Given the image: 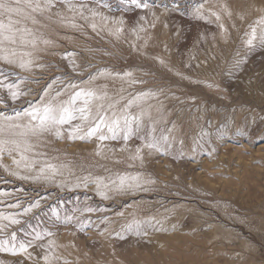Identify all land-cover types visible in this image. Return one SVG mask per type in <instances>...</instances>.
I'll use <instances>...</instances> for the list:
<instances>
[{
    "label": "rangeland",
    "instance_id": "374dc122",
    "mask_svg": "<svg viewBox=\"0 0 264 264\" xmlns=\"http://www.w3.org/2000/svg\"><path fill=\"white\" fill-rule=\"evenodd\" d=\"M140 2L149 7L137 8L130 0H72L71 11L56 2V12L31 13L36 23L25 18L29 10L23 5L24 15H13L16 27L31 31L27 40L35 38V45L6 44L0 53L13 61L0 59V80L25 93L13 102L0 87V139H27L33 145L27 155L39 154L58 171L37 182L17 179L9 171L36 176L38 168L17 169L4 153L2 164L9 171L0 167V216L21 222L0 219V241L10 246L15 233L17 246L41 244L63 232L74 246L53 252L50 245L55 260L50 264H264V43L259 39L264 0ZM78 5L84 13L76 12ZM161 8L164 18L155 14ZM105 13L123 16L126 25L107 23ZM253 28L257 39L249 46ZM28 61L27 69L19 67ZM207 66L213 72L204 75L199 70ZM81 90L100 97L91 101L93 118L120 119L116 139L105 127L101 133L107 139L100 140L101 133L81 139L92 121L70 136L82 123L78 119L59 126V139L54 132L20 137L16 133L23 129L8 125H26L30 118L4 119L44 103L67 102ZM140 100L164 105L161 116L152 128L146 122L150 112L128 132L123 115L147 113L136 105ZM82 103L83 98L76 106ZM108 145L110 154L104 152ZM130 146L134 150L125 152ZM119 177H128L132 187L116 190L112 182L118 184ZM35 200L39 207L16 215ZM179 215L185 219L158 230V221ZM37 234L42 238L35 239ZM149 235H161L155 257L141 251ZM10 256L0 251V262L32 264L19 255L9 262ZM40 256L34 260L41 263Z\"/></svg>",
    "mask_w": 264,
    "mask_h": 264
},
{
    "label": "snow or ice",
    "instance_id": "6c2138e0",
    "mask_svg": "<svg viewBox=\"0 0 264 264\" xmlns=\"http://www.w3.org/2000/svg\"><path fill=\"white\" fill-rule=\"evenodd\" d=\"M60 2L69 6V10H71L72 0H14V4L17 6H13L12 0H0V13H8L10 15H17L21 16L24 15L23 8L19 7V5H23L24 8L29 10V14L25 17L26 19H31L33 23H36V19L31 13H40L42 14L46 10H51L55 7V3ZM123 2V0H122ZM130 2L135 5L137 8H148L149 5L146 2H140V0H130ZM83 7V5H81ZM217 19L219 17L217 16ZM18 22H14L12 19H9L8 23L5 24L0 21V53L5 52L6 48L5 45H14L18 42L21 44L31 42L35 45V38L31 41L27 40V36H31L32 33L27 28H20L16 27L15 25ZM264 23V21H261ZM75 27V25H73ZM93 27H95L93 25ZM257 39L256 29L253 28L251 31L250 38L247 41L249 46H252L253 42ZM260 42L264 43V35L259 37ZM47 43V41H45ZM12 55H15L13 52ZM0 59H3L6 63H13L8 56H0ZM21 62L19 67L22 69H27L28 64ZM0 87L6 88L8 95L15 102L20 96L25 95V93L19 90V86L15 83H5L3 80H0ZM73 87H75L73 85ZM62 93L58 92L56 95L59 96ZM83 98L82 106L77 107L76 103L78 100ZM94 92L92 91H78L70 98L67 102H59V103H44L42 105H38L32 108L25 110L24 112H17L15 117H4L5 120L12 121L14 119H21L22 117L26 116L29 117L30 120L28 124L21 125V124H9V128H16V129H23L22 131L16 133L20 137H28L29 135L32 136H39L44 134L45 132H54L56 137L59 139L62 136V133L59 131V126L70 124L73 120H80L82 123L80 125H76L70 131V136H75L77 133H80L83 127V124L92 121L89 124L87 131L85 132L84 136H80L81 139H84L85 136L92 137L96 136L98 133H101V128H107L109 133H112V139H116V133L118 130H121V121L119 118H114L109 121L105 115H97L96 118L92 117V110H91V101L95 99H99ZM2 103V100H0ZM136 120L135 117L132 120H129L126 116L123 118V125L124 128L127 129L128 132L131 131V124ZM4 132V127L0 125V134ZM105 135L102 133L99 135L100 140L107 139ZM125 140L128 139V135L126 134L124 137ZM167 140V137L164 138ZM154 144H148V147H154ZM33 148V145L27 140L24 139L22 141L17 140H4L0 139V167H4L5 171H9L7 166L2 164V160L4 157V153L6 152L9 157L12 158V163L15 165L17 169H24L26 171H31L32 169L38 168V175L36 176H29L27 174L21 175L17 171H9L10 175L15 176L17 179L21 180H33L34 182L40 180H47L49 179V173L55 175L58 169L55 165L47 162L41 161L38 157L39 154H36L37 158H31L27 155ZM15 153V155H13ZM18 157V158H17ZM86 179V178H85ZM119 183L116 184L115 181L112 183L116 185V190L123 191L126 187H132L131 184H127L129 180L128 177H119ZM132 180H136L137 178L133 177ZM101 181H97V188L100 189ZM87 186V185H85ZM105 188L108 185H104ZM3 193H0L2 195ZM103 198H107L106 194L103 192L99 193ZM12 207H19V204L12 205ZM39 207V201L32 202L27 208L23 209L21 213L16 215H26L27 213L31 212L33 208ZM88 211H92L88 209ZM54 215L58 214L53 213ZM0 219L8 220L10 224H18L21 221L16 219L14 216H0ZM131 228V226H129ZM42 237L37 234L35 239H41ZM12 243L10 246L5 247L8 245V241H0V251H8L12 255L23 254L27 252L28 245L23 242L19 243L17 247L15 244L16 235L15 233L11 236ZM47 260V257H45Z\"/></svg>",
    "mask_w": 264,
    "mask_h": 264
},
{
    "label": "bare ground",
    "instance_id": "6f19581e",
    "mask_svg": "<svg viewBox=\"0 0 264 264\" xmlns=\"http://www.w3.org/2000/svg\"><path fill=\"white\" fill-rule=\"evenodd\" d=\"M223 1V0H222ZM41 2H42V0H41ZM86 4V3H85ZM84 6V5H83ZM92 6V5H91ZM91 6L89 7V8H91ZM60 7V6H59ZM93 8H95V6L93 7ZM61 9H62V7H61ZM61 9H60V11H61ZM52 10H53V8H52ZM65 10V9H64ZM96 10H99V9H96ZM59 11V12H60ZM72 11V10H71ZM78 11V13L79 14H81V13H84L85 11H84V9L82 8V7H80V5H78V7H77V10H76V12ZM93 11V10H92ZM102 11V10H101ZM156 11V10H155ZM52 12H56V11H52ZM96 12V11H95ZM94 12V13H95ZM63 13V12H62ZM88 13V12H87ZM94 13H90L91 14V16H92V14H94ZM97 14H98V12H96ZM161 14H159V13H155L158 17H160L161 16V18L163 17L164 18V16H165V13H166V10L165 9H162L161 8V12H160ZM164 14V15H163ZM100 15H101V13H100ZM105 15V16H104ZM107 14L105 13V14H103V17H104V19L106 20V22L107 23H113V25H116L118 28H123L125 25H126V19L123 17V16H117V17H112V16H109V15H107ZM124 15V14H123ZM199 15H200V13H199ZM214 15H215V18L217 19V16L219 17V15L217 14V13H214ZM87 16V15H86ZM154 16V15H153ZM152 16V14H151V17H153ZM204 16V15H203ZM4 17H7L8 18V21H9V19H12L14 22H16V20H15V18L13 17V15H10V14H8V13H0V21H2V19L4 18ZM94 17V16H93ZM102 17V16H101ZM80 18V17H79ZM150 18V17H149ZM167 18V17H166ZM201 18V17H200ZM140 19V18H139ZM199 19V18H198ZM95 20V19H94ZM149 20V19H148ZM202 20V19H201ZM22 21V20H21ZM158 22V21H157ZM170 22V21H169ZM19 24H20V22H19ZM22 24V23H21ZM161 23H159L158 25H160ZM150 25V24H149ZM157 25V23H156V26H158ZM165 25V24H164ZM167 25V24H166ZM163 26V25H162ZM113 27V26H112ZM150 27H152V24H151V26ZM114 28V27H113ZM152 28H154V27H152ZM161 28V27H160ZM229 28V27H228ZM116 29V28H115ZM157 29H159V28H157ZM237 29V28H236ZM262 29V28H261ZM124 30V29H123ZM164 30H165V28H164ZM223 30H224V28H223ZM230 30V29H229ZM159 31V30H158ZM161 31H162V29H161ZM167 31V30H166ZM263 32V31H262ZM162 33V32H161ZM159 35H160V33H159ZM166 35V34H165ZM221 35L223 36L224 35V31H222L221 32ZM167 37V36H166ZM157 38H159V37H157ZM157 40H159V39H157ZM163 40H164V38H163ZM156 44H159V43H156ZM163 45H164V43H163ZM151 47H154V46H151ZM169 47V46H168ZM163 48V47H162ZM165 48V47H164ZM158 49H160V48H158ZM166 49V48H165ZM168 49V48H167ZM164 50V49H163ZM160 51H162V50H160ZM165 51V50H164ZM163 52V51H162ZM190 55H192V54H190ZM173 56V55H172ZM170 57V56H169ZM191 57V56H190ZM201 57V56H200ZM210 57V56H209ZM216 58V57H215ZM202 59V58H201ZM208 59V58H207ZM213 59V58H212ZM173 61V60H172ZM206 61V60H205ZM207 65V64H206ZM215 67V66H214ZM198 69H200V68H198ZM215 69V68H214ZM197 70V69H196ZM202 74H208V73H210V72H213V69H212V67L211 66H207V67H205V68H203V69H200L199 70ZM199 74V73H198ZM114 84V83H113ZM150 97V96H149ZM95 103V102H94ZM98 103V102H97ZM138 107H141L142 109L141 110H143V109H147V113H144V115L142 114L141 116H133V115H130V117L128 118L129 120H132V118L133 117H135L136 118V120H134L133 122L134 123H137V125H139L142 121H144L146 118H148V113H150V112H152L153 114H152V118H149L146 122H151V127L153 128V126L155 125V123L156 122H154V118H158L159 119V117L161 116L160 114H159V108L160 107H164V105H160L159 103H156V102H152V101H146V100H140L137 104H136ZM128 107L129 106H127V105H122L121 106V110H122V112H128ZM3 108V107H2ZM5 108H7V107H5ZM116 109V108H115ZM147 115V116H146ZM156 115V116H155ZM123 116H129L128 114L127 115H123ZM80 122V121H79ZM78 123V122H77ZM81 124V123H80ZM141 135V134H140ZM107 148H106V151H104V152H108L109 154L113 151V149L111 148L112 146L111 145H108V146H106ZM132 146H130V147H125L126 149H125V152L126 151H133V150H131L132 148H131ZM142 148V145H140V146H138L137 147V151L138 150H140ZM15 181V180H14ZM11 185V184H10ZM1 186V185H0ZM7 186V185H6ZM34 187V186H33ZM41 187V186H40ZM42 188V187H41ZM40 189V188H39ZM138 190V189H137ZM41 191V190H40ZM31 193V192H30ZM11 194V193H10ZM145 194V193H144ZM15 195V194H14ZM142 195V194H141ZM148 195V194H147ZM12 197V196H11ZM132 196H130V198H131ZM15 198V197H14ZM39 198V197H38ZM49 198V197H48ZM36 199V198H35ZM126 199V198H125ZM20 200V199H19ZM30 200V199H29ZM36 201V200H35ZM45 201V200H44ZM54 201V200H53ZM28 203V202H27ZM62 203V202H61ZM7 204V203H6ZM42 204H43V201H42ZM41 204V205H42ZM64 204V203H63ZM27 205V204H26ZM38 210V209H37ZM36 211V210H35ZM128 217V216H127ZM181 217H183L184 219H185V217L184 216H173L172 218H170V217H166V220H161V221H158V225H157V228H158V230H164V227H166L167 226V223H169V222H171V223H174V222H176L175 221V219H179V218H181ZM33 218V217H32ZM30 220H31V218H30ZM123 223V222H122ZM20 225V224H19ZM26 225V224H25ZM22 228V227H21ZM44 230L45 231H49V230H47L46 229V227H44ZM15 231V230H14ZM61 231V230H60ZM160 232V231H159ZM70 235V234H69ZM163 235V234H162ZM159 237H157V238H155V237H152V236H150L149 235V237L148 238H150L149 239V242H148V246H145V247H143L142 248V250L141 251H143V252H145V251H152L154 254H153V256L152 257H155L156 256V254L159 252V249L161 248V242H160V236L161 235H158ZM56 238H58L56 241H48V240H45L43 243H36V244H31V245H28V248H27V252H25V253H23V254H18L20 257H22V258H24V259H26V260H28V261H30L32 264H50V262L52 261H55L54 259H52V257H51V255L53 254V252H58L59 250L60 251H68V250H70L69 248L70 247H72V246H74V243H73V241H72V239L70 238V236H68V235H64V233L63 232H60V235L57 237V235H56ZM77 240V239H76ZM79 240V239H78ZM18 241V240H17ZM144 244V243H143ZM52 246L53 247V249H54V251L52 252V253H50V252H48L47 251V248H49V246ZM17 246V245H16ZM19 246V245H18ZM17 246V247H18ZM84 247V246H83ZM164 248V247H163ZM86 249V248H85ZM136 250V249H135ZM155 251V252H154ZM5 252H8V251H5ZM134 252V251H133ZM136 252V251H135ZM147 253V252H146ZM39 254H41V256H40V258L42 257V259L41 260H43V261H41V263L40 262H38L37 260H34V259H36L37 257H39ZM8 256V255H7ZM15 256H17V255H12L11 254V256L7 259V260H9V262L15 257ZM45 257H47V260H45ZM34 260V261H33ZM161 260V259H160ZM159 260V261H160ZM23 262H25V261H22L21 259H20V262L19 263H22L23 264ZM65 263V262H64ZM0 264H2V262H0Z\"/></svg>",
    "mask_w": 264,
    "mask_h": 264
}]
</instances>
